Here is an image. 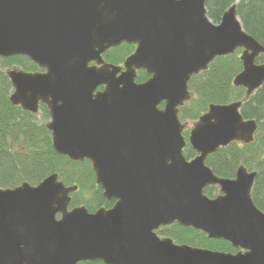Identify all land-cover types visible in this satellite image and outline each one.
Segmentation results:
<instances>
[{
  "label": "water",
  "instance_id": "1",
  "mask_svg": "<svg viewBox=\"0 0 264 264\" xmlns=\"http://www.w3.org/2000/svg\"><path fill=\"white\" fill-rule=\"evenodd\" d=\"M207 1L0 0V58L25 56L46 70L8 69L11 103L34 114L48 106L54 151L89 160L104 196L117 200L95 213L69 211L78 187L58 173L36 186L0 188V264H264V212L252 199L257 172L241 165L222 178L206 164L220 148L253 142L258 123L241 114L245 100L211 104L188 142L179 118L193 96L191 78L218 57L242 50L233 84L246 99L264 85L256 62L264 46L244 30L236 4L215 24ZM123 43L136 50L118 75L102 55ZM141 69L150 77L138 83ZM209 187L221 194L209 197ZM175 223L237 252L155 232Z\"/></svg>",
  "mask_w": 264,
  "mask_h": 264
},
{
  "label": "trees",
  "instance_id": "2",
  "mask_svg": "<svg viewBox=\"0 0 264 264\" xmlns=\"http://www.w3.org/2000/svg\"><path fill=\"white\" fill-rule=\"evenodd\" d=\"M233 4L237 6L238 17L244 30L264 46V0H208L206 8L209 18L215 24L220 23L223 14ZM132 49L131 46H124L114 50V55L121 57L113 60L120 61ZM240 53L239 49L234 54L216 58L208 70L191 78L189 89L193 96L181 108L179 116L181 120L197 122L211 104L245 100L241 114L244 119H253L258 123L253 142H235L220 148L208 156L206 164L222 178H234L241 165L249 171L257 172L252 199L264 212V85L249 99H246L245 88L234 86V78L242 71ZM106 59L112 62V51L106 55ZM256 62L264 64V54L260 55ZM11 68H21L29 72L37 70L25 56L0 58V188H15L24 182L37 185L49 175L58 173L59 178L67 185L79 187L73 195L72 205L83 204L95 210L105 204L106 201L96 186L95 173L90 162L72 161L54 151L51 133L45 123L49 118L47 110L44 107L41 109L39 119L38 115L11 103L10 95L13 89L7 76V70ZM147 77L143 71L138 74L137 80L145 81ZM184 155L190 160L196 156V152L187 144ZM88 191L93 195L92 203L81 199ZM204 192L209 197H215V187L207 188ZM161 234L172 238L177 244L221 252H237L225 240L209 239L204 233L179 224L163 228Z\"/></svg>",
  "mask_w": 264,
  "mask_h": 264
},
{
  "label": "flooded vegetation",
  "instance_id": "3",
  "mask_svg": "<svg viewBox=\"0 0 264 264\" xmlns=\"http://www.w3.org/2000/svg\"><path fill=\"white\" fill-rule=\"evenodd\" d=\"M124 46H131L133 49H132V51L129 53V54H127L126 56H123V58L119 61V59L118 60H113V59H117V58H120L121 56H116V55H114V53H113V51L114 50H116V49H119V48H122V47H124ZM136 50V45H133V44H127V43H123V44H121V45H119V46H117V47H112V48H110L109 50H107L102 56H103V59H104V61H105V63H108V64H112V65H115V66H118V67H120L121 68V71L118 73V75H120L121 74V72L122 71H124L125 70V65H124V63H125V60H126V58L128 57V56H130L131 54H133L134 53V51ZM112 51V62H110V61H108L107 59H106V55L108 54V53H110ZM27 58V57H26ZM30 60V59H29ZM31 61V60H30ZM32 62V61H31ZM33 63V62H32ZM36 67H37V70L36 71H32V73H35V72H44V71H46L45 69H42V68H40L39 66H37L35 63H33ZM93 64H95V63H93ZM25 71V70H24ZM146 72L145 70H143V69H141V70H138L137 71V78H138V74L140 73V72ZM27 72H29V71H27ZM147 74V73H146ZM148 75V74H147ZM149 75H148V77H147V79L146 80H148L149 79ZM145 80V81H146ZM145 81H138L137 79H136V82H138V83H141V82H145ZM13 89V88H12ZM104 89V86H101V87H99V89H98V91H102ZM187 104V103H186ZM185 104V105H186ZM184 105V106H185ZM183 106V107H184ZM45 108L46 110H47V112H48V114H49V118L46 120V125H47V123L50 121V119H51V114H50V111H49V108H48V106H46L45 104H43V103H40L39 104V110H38V112L37 113H31V114H34V115H38V118L39 119H41V116H40V111H41V109L42 108ZM161 108H163L164 107V103H162L161 104V106H160ZM183 107H181V108H183ZM181 108H180V110H181ZM180 110H179V112H180ZM25 111V110H24ZM28 112V111H27ZM179 118H180V116H179ZM181 120V119H180ZM182 121V120H181ZM196 123V122H195ZM47 128V127H46ZM50 131V130H49ZM50 133H51V131H50ZM183 134H184V132H183ZM187 142H188V139L186 140ZM187 144H189V143H187ZM187 146V145H186ZM186 148V147H185ZM185 150V149H184ZM189 160V159H188ZM191 160V159H190ZM85 161H88V162H90L89 160H84V161H82V162H85ZM77 162H81V161H77ZM90 164H91V162H90ZM91 166H92V164H91ZM93 168V167H92ZM61 180V179H60ZM61 181H63V180H61ZM64 182V181H63ZM95 183H96V176H95ZM30 184V183H29ZM64 184L66 185V186H70V185H67L65 182H64ZM38 185V184H37ZM33 186H36V185H33ZM77 186V185H76ZM96 186H97V188L100 190V194H101V196L105 199V201H106V203L105 204H102L101 206H99V207H97L95 210H91V209H89L88 207H87V209H88V211H89V213H95L97 210H99V209H111L115 204H116V199H107L105 196H104V191H103V189H102V187L101 186H99L97 183H96ZM78 187V186H77ZM209 188H211V187H209ZM79 189V187L77 188V190ZM207 189V188H206ZM215 189H219L218 187H215ZM77 190L76 191H74V192H72L71 194H70V197H71V200H70V203H69V206H68V210L69 211H71V210H73L74 208H76V207H79V206H85V205H83V204H78V205H72V200H73V195L75 194V192H77ZM220 191V190H219ZM221 194V192L219 193V194H217V196L218 195H220ZM215 195V194H214ZM93 196V195H92ZM216 196V195H215ZM86 207V206H85ZM61 217H62V214L61 213H58L57 215H56V219L57 220H59V219H61ZM175 224H177V223H175ZM174 224H172V225H168V226H173ZM165 227H167V226H163V227H161V228H159V229H157L155 232L157 233V235L160 237V238H166L167 236H164V235H162L161 234V231L163 230V228H165ZM184 227V226H183ZM170 238V237H169ZM174 242H175V240H174ZM176 243V242H175ZM87 262H94L95 264H105L103 261H84V262H80V263H78V264H84V263H87Z\"/></svg>",
  "mask_w": 264,
  "mask_h": 264
},
{
  "label": "rangeland",
  "instance_id": "4",
  "mask_svg": "<svg viewBox=\"0 0 264 264\" xmlns=\"http://www.w3.org/2000/svg\"><path fill=\"white\" fill-rule=\"evenodd\" d=\"M182 123L185 124V127H186L184 130V137L187 140L189 135H190V131L193 128L195 122H194V120H182ZM219 193H220L219 189H215L214 194L217 196V194H219ZM81 199H83L87 203H92L93 197H92L91 192L88 191V192L84 193L83 196L81 197Z\"/></svg>",
  "mask_w": 264,
  "mask_h": 264
}]
</instances>
